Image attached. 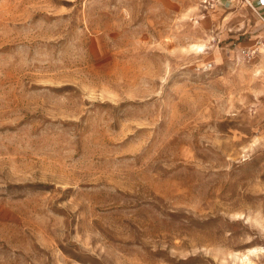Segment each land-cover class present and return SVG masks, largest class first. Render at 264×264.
<instances>
[{
	"label": "rangeland",
	"instance_id": "374dc122",
	"mask_svg": "<svg viewBox=\"0 0 264 264\" xmlns=\"http://www.w3.org/2000/svg\"><path fill=\"white\" fill-rule=\"evenodd\" d=\"M0 264H264V15L0 0Z\"/></svg>",
	"mask_w": 264,
	"mask_h": 264
},
{
	"label": "built area",
	"instance_id": "2783aa9c",
	"mask_svg": "<svg viewBox=\"0 0 264 264\" xmlns=\"http://www.w3.org/2000/svg\"><path fill=\"white\" fill-rule=\"evenodd\" d=\"M243 1H245V3L251 6L254 10H259V7L264 6V0H258L256 2H253L252 0H243Z\"/></svg>",
	"mask_w": 264,
	"mask_h": 264
},
{
	"label": "crops",
	"instance_id": "0c3cea01",
	"mask_svg": "<svg viewBox=\"0 0 264 264\" xmlns=\"http://www.w3.org/2000/svg\"><path fill=\"white\" fill-rule=\"evenodd\" d=\"M253 2H256V1H258V0H252ZM255 12H257L259 15L260 14H263L264 15V6H262V7H259V10H255Z\"/></svg>",
	"mask_w": 264,
	"mask_h": 264
}]
</instances>
